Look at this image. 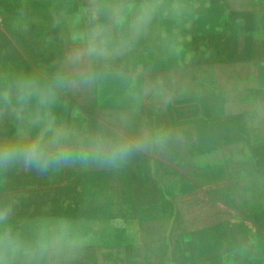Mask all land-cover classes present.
I'll list each match as a JSON object with an SVG mask.
<instances>
[{"label":"crops","instance_id":"crops-1","mask_svg":"<svg viewBox=\"0 0 264 264\" xmlns=\"http://www.w3.org/2000/svg\"><path fill=\"white\" fill-rule=\"evenodd\" d=\"M28 80L26 102L0 99V140L49 113L168 134L119 166L0 172L30 246L36 222L57 264H264V0H0V88Z\"/></svg>","mask_w":264,"mask_h":264},{"label":"clouds","instance_id":"clouds-1","mask_svg":"<svg viewBox=\"0 0 264 264\" xmlns=\"http://www.w3.org/2000/svg\"><path fill=\"white\" fill-rule=\"evenodd\" d=\"M91 53H102V49L93 45L89 48ZM79 59L80 54H76L74 60ZM57 80L58 87L76 86L81 82L66 77H58ZM13 89L17 99L26 102L37 86L31 80L18 81L14 86L0 88V99L10 104ZM33 123L37 126L34 134L30 129L18 128L12 137L0 140V172L21 166L25 170L47 174L67 165L84 162L119 166L127 161L138 145L147 143L162 147L168 136L166 132L158 131L155 134L144 133L135 143L122 135L105 139L99 134H88L74 126L58 123L50 113ZM11 211L9 205L0 206V264H27L36 249L6 224ZM50 247L54 250L57 243L42 242L38 249L48 251Z\"/></svg>","mask_w":264,"mask_h":264},{"label":"rangeland","instance_id":"rangeland-1","mask_svg":"<svg viewBox=\"0 0 264 264\" xmlns=\"http://www.w3.org/2000/svg\"><path fill=\"white\" fill-rule=\"evenodd\" d=\"M17 112L23 117V114H24L23 110L17 111ZM1 178H2V175H0V180ZM0 197H2L1 194H0ZM6 224L8 225V221H6ZM20 225H23V223L22 224L17 223V228H19ZM47 230L48 229L44 223H36V222L30 223V230H27V232L34 233L35 237L33 238V242L36 245L34 247V249L36 250L33 252L32 256L27 261V264H43L47 262H49V264H57L58 259H57V253L55 252V250L54 252L46 255V253L38 249V246L40 243L46 242L45 234Z\"/></svg>","mask_w":264,"mask_h":264}]
</instances>
